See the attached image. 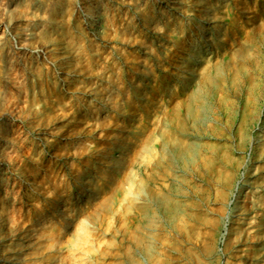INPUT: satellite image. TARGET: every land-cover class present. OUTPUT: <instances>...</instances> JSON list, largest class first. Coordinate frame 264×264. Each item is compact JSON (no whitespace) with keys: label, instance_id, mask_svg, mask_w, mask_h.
<instances>
[{"label":"rangeland","instance_id":"1","mask_svg":"<svg viewBox=\"0 0 264 264\" xmlns=\"http://www.w3.org/2000/svg\"><path fill=\"white\" fill-rule=\"evenodd\" d=\"M170 1L0 5V257L264 264V0Z\"/></svg>","mask_w":264,"mask_h":264},{"label":"bare ground","instance_id":"2","mask_svg":"<svg viewBox=\"0 0 264 264\" xmlns=\"http://www.w3.org/2000/svg\"><path fill=\"white\" fill-rule=\"evenodd\" d=\"M18 1V0H17ZM90 1L91 0H84V2H83V4L86 6L88 3H89V5H87V6H89L88 7V13H87V22L86 23H88L90 26H91V28H90V30H92L93 32H96V31H98L99 29V27H100V21H101V17H100V10H101V8H103L101 5H97V4H94V5H92V2L90 3ZM164 1V0H163ZM201 0H195V2H200ZM171 2V4H174V3H178V2H180L179 0H171L170 1ZM4 3H6L5 2V0H1L0 1V5H3ZM15 3V2H14ZM99 3V2H98ZM7 4H8V2H7ZM11 4V3H10ZM13 4V3H12ZM83 5V6H84ZM160 6V5H159ZM170 6V5H169ZM171 8H173L172 6H171ZM13 9V8H12ZM160 9V8H159ZM204 9V8H203ZM11 10V9H10ZM206 10V9H205ZM161 11V10H160ZM7 12H9V10H8V8H6V6L4 5V6H0V18L1 19H3L2 17L7 13ZM85 15H86V13H85ZM199 20L203 23V24H212V23H214V20H213V18H212V16L210 15V11L209 10H206L205 12H204V14L199 18ZM0 23H2L1 21H0ZM31 25H27V28L28 27H30ZM206 29H207V27H205V31H204V33H203V35L201 36V41L200 42H202V44H200V46H199V51H201L202 52V54H205V53H208L209 52V49H210V47L212 46V44H213V40L210 38V36H207V34H206ZM91 31V32H92ZM26 40V39H25ZM70 45V44H69ZM21 48H25V45H24V43H23V41H22V43H21ZM68 52V51H67ZM197 54H195V56H196ZM211 55V54H210ZM191 56V55H190ZM194 56V55H193ZM203 56H199L198 57V60H202L203 58H202ZM63 59H66V56H64V57H62V60ZM195 60H196V62L198 61L197 59H196V57L194 58ZM194 64V63H193ZM13 72V71H12ZM12 72H6V70L3 72V73H5L7 76H8V78L10 79V81L12 82V83H14V85H15V87L16 88H14V89H17V91L18 92H20V90H22V88H23V86H22V83L21 82H19L18 80H15L16 79V73H17V69H16V72L15 73H12ZM189 76H190V78L192 77L193 79H195V78H197L198 77V75H200V71L199 70H197L195 67L193 68V69H190V70H187V71H185ZM19 78V77H18ZM10 89H12V88H10ZM14 91V90H13ZM15 92V91H14ZM17 100H18V95H14V93H12L10 90H7V91H4V93L2 94V96H1V103H2V106L4 107V108H6V109H9L10 110V112H19V110H20V107L18 106V104H17ZM1 106V105H0ZM2 110V109H1ZM9 110H8V112H9ZM6 112V111H5ZM9 122V121H8ZM5 126H6V124H4ZM5 126L4 127H2V129H0V133H2V132H4V130L6 129L5 128ZM260 136V135H259ZM118 142V141H117ZM113 143L114 144V146H112V150L114 151L113 153H111V155L109 156V160H108V164H110V163H117L118 161H119V158L121 157L120 155H121V153H122V145L121 144H119V143ZM0 145H1V143H0ZM2 146V145H1ZM2 162V161H1ZM1 166V165H0ZM16 166V165H15ZM111 167V166H110ZM253 176V175H252ZM88 180V179H87ZM85 181V180H84ZM88 182V181H87ZM86 182V183H87ZM251 183V182H250ZM86 185V184H85ZM243 185H249V182L248 181H244L243 182ZM86 187V186H85ZM86 190L89 192V193H94L95 194V189L93 188V187H87L86 188ZM86 191V192H87ZM238 196L240 197L241 196V193H239L238 194ZM0 200H2V199H0ZM236 202L238 203V202H240L239 200H236ZM243 209L244 210H246V207L245 208H242L241 207V205H238V204H236L235 206H234V210L235 211H238V213L237 214H233L232 216H238V215H241V214H243ZM62 212L64 213V211L62 210ZM37 226H39V224L37 223V224H35V226H34V228H33V230L31 231V232H33V233H36V231H37ZM1 234V233H0ZM25 237H27V238H29L30 237V233H27V234H25L24 235ZM150 238V237H149ZM29 241H27V243H28ZM2 249V247H1V245H0V250ZM262 250H264V247H262ZM262 252V251H261ZM264 252V251H263ZM261 256H263V258H264V253H263V255H261ZM17 258L18 257H12V258H9V259H4V258H2V257H0V264H18V261L19 260H17ZM19 259V258H18ZM20 262V261H19Z\"/></svg>","mask_w":264,"mask_h":264}]
</instances>
